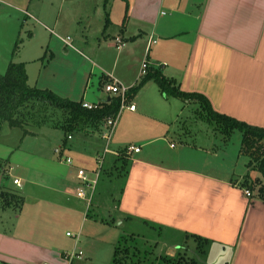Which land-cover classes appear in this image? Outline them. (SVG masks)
Wrapping results in <instances>:
<instances>
[{
	"label": "crops",
	"instance_id": "1",
	"mask_svg": "<svg viewBox=\"0 0 264 264\" xmlns=\"http://www.w3.org/2000/svg\"><path fill=\"white\" fill-rule=\"evenodd\" d=\"M30 4L31 0H0V22L7 24V17H16L18 24L21 19L24 22L30 17ZM102 4L99 0L104 12L103 39L98 38L96 45L85 40L83 32L92 30L85 25L80 28L82 38L75 41L88 47L92 59L79 47L69 49L60 43L64 56L78 57L77 62L63 57L67 66L62 72L68 73L65 78L62 75L61 97L102 106L114 98L105 91V85L117 79L130 90L135 88L145 75L141 69L146 61L148 70L159 69L185 93L201 94L217 113L264 127V0H104ZM11 8L20 11L22 18ZM28 37L32 39L34 33ZM116 37L123 45L118 46ZM46 42L36 44V51L28 48L15 62L24 63L30 86H48L46 81H39L49 46ZM104 54L107 60L103 63ZM127 101L135 105V110L124 108L117 117L107 152L113 165L117 164L114 158L123 160L122 169L126 171L117 205L113 206L120 215L117 218L131 225L146 221L184 236L195 234L210 239L206 264H264V200L244 193L240 177L248 171L247 158L242 161L243 168L235 170L242 156L240 144L231 154V138L210 137L205 145L187 142L188 134L182 132L178 117L187 103L198 100L168 96L151 79ZM30 132L35 137L47 130ZM102 132H98L100 138ZM90 133H80L83 143L93 139L88 138ZM74 138L69 140L70 149L80 146L76 143L81 137L73 144ZM166 141L169 147L162 146ZM129 146H138L139 150L127 153ZM8 153L0 157L13 169ZM56 157L63 164L61 169L46 163L49 169L26 166L36 174L38 184L51 191V207L43 201L38 205L34 213L38 220L35 223L41 226L38 232L14 228L9 233L0 229V262L74 264L75 259L68 262L63 258L70 247H62V240L46 230L49 220H43L55 213L70 222L78 220L75 243L87 221L81 208L83 201L74 196L78 186L74 168ZM20 162L16 167L23 164ZM23 173H14L13 178L22 183L31 179L28 170ZM6 208L10 207H1L0 211ZM22 210L23 205L15 216L21 217ZM84 237L91 238L88 233Z\"/></svg>",
	"mask_w": 264,
	"mask_h": 264
},
{
	"label": "rangeland",
	"instance_id": "2",
	"mask_svg": "<svg viewBox=\"0 0 264 264\" xmlns=\"http://www.w3.org/2000/svg\"><path fill=\"white\" fill-rule=\"evenodd\" d=\"M102 1L104 0H101V4ZM10 10H12L15 15L17 14L20 19L22 18L21 16H23V14L20 11L12 8ZM27 10L30 17L26 18L24 22H21V19L19 22L20 24H18L16 17L14 19H12V17H7V24L0 22V65L3 66L0 68V73L3 74L6 71L9 61L16 62L21 53H24V51L30 47H33L32 50H35L38 46L36 44L46 40L49 46L44 58L45 65L41 71L42 77H40L39 81H46L48 85L46 87L50 86L49 89L51 88L55 94L62 96V75L65 78V74L68 73L62 72V68L67 66L64 64L67 61H65L63 57H69L71 59H73V57H71V54L64 56V54L61 53L62 44L60 43L64 42L68 48L72 46L79 47L83 55L92 59V54L87 50L88 47L82 43L80 44V41L78 42L79 44H76L75 41L82 38L80 37L82 33L80 28L85 25L92 27V30L83 32L85 40L87 39L89 43L96 45V42L99 41L97 40L98 38L103 39L101 36L103 29L102 23L104 21L102 6L99 5V0H31L30 8L27 7ZM100 17L101 20L99 25L97 19H100ZM55 19L56 24L53 25ZM39 21L48 26L51 30L49 31V29L43 28ZM4 26L8 27L3 31L1 28ZM32 32L34 33V37L30 39L28 34ZM111 35L113 34L111 33ZM106 39L108 38L106 37ZM101 43L104 44L103 41H101ZM16 54L17 56L15 57ZM77 59L78 57H76V60H73L77 62ZM102 59L103 63L107 60L106 54L102 55ZM4 60L6 61L5 65H3ZM79 60H82L84 63V59ZM93 75L94 74H92L91 78L94 79ZM84 79H86V77ZM187 105L182 109L180 117H178L179 120L177 121L181 124L180 127L182 132L188 134L186 136V138L189 139L187 142L193 143V145L197 143L205 145L210 137L219 136L226 140L231 138L229 150L231 154L234 153L236 147L241 143V132L237 129H233L232 132H229L228 128L223 123L221 124L211 119L202 101L198 100L194 103H187ZM123 111L122 109L120 113ZM68 120L69 115L66 110L58 106L40 105L36 108L33 117L29 120L27 129L35 133L41 130H47V132L39 133V135L33 137L30 133L23 134L21 128H11L7 123L3 125L0 132V154L9 151L10 162L13 164L14 168L11 169L9 161L0 157L5 162L2 166L3 173L0 178V192L1 190L8 191L10 192L9 194H13L16 198L23 196L24 203L20 215L21 217L15 216L18 210L13 207L0 211V220L2 221L0 229H6L9 233L14 232V228H17V230L26 228L32 229L33 231L36 230V232L40 231L39 229L41 226L40 223H35L37 219L34 213L38 210V205L41 201L46 202L45 206L51 207L49 204L50 198L48 197L51 191L46 189V186H42L41 183L38 184L36 174L33 172L31 173L26 166L34 165L38 169L44 166L46 169H49L46 164L51 166V168H53L55 164L56 168H62L63 164L60 165L58 163L54 149L63 144L62 140L65 139V134L68 130ZM101 129L102 128L99 127V129L96 130L95 126H89L86 131L88 133L91 132V136L88 138L93 137V139H90L86 143H83L85 141L82 140L85 139L80 135V133L84 135V132H78L76 135L73 133V137L75 136L73 144L81 137V141H77L76 143L80 146L70 149V145V148L67 147L65 154L68 155L77 166L89 170L97 168V154H104L103 147L107 142V140L99 136L98 132L102 131ZM22 138L23 140L21 141ZM71 142L72 140L69 144ZM168 142L162 143V146L169 147L170 143ZM178 146L179 143L176 142V148ZM110 148H112L111 145ZM109 157V153L104 154V164L98 177V184L89 210L85 212L84 202L82 206L80 205L82 211L87 214V221L84 225L83 233L80 236V242L78 241L75 243L73 237L66 235V232L72 235L78 232L77 230L79 227H77L78 225L76 226L78 220L70 222V220L62 219L61 216L56 215V213L53 216L51 214L52 217L50 216V218H47V216L43 217L44 221L46 219L49 220L48 225H45L47 226L46 230H48V233H53L58 239L62 240V247H70L65 252L72 251L74 244L76 250L82 251L81 258H76L74 264H112L114 245L118 240L117 237L119 234L127 237L131 231H134L138 236L137 239L139 242L137 249L141 252L138 251L139 254L136 255L138 257L134 256V259H129L130 263L137 261L139 257L143 258L145 254L143 252L144 250H151L152 258H155V256L159 254L173 255L176 248L175 246L178 247L179 245L188 246L189 250L193 251L195 245L194 241L191 239L187 240L186 236L180 232L176 233L163 230L157 226L152 227L145 222H138V224L134 223L135 225H131V223L121 221L120 218H117L120 215L118 216L115 213V207L113 206L117 205L116 202L118 201L119 194L125 181L126 171L122 169V166H124L123 160L114 158L113 160H115L117 164L113 165V161L109 160ZM245 158L249 161L248 157L242 155L235 170L240 171V169L243 168L242 161L245 160ZM20 160L23 164L16 167V164L19 165L21 163ZM172 165L176 164L173 163ZM247 168L248 171L240 177V180L248 187L252 197L255 195L260 198L259 194L261 189H263L264 192V179L257 171L251 170L248 166ZM31 169H33V167ZM27 170L30 173L29 179H31L24 180L25 182L22 183L19 178L14 177L21 182L20 186L15 185L13 182L14 173L22 174V172H24V175ZM4 175L5 177H3ZM32 175L34 176L33 178ZM38 198H40V200L36 201ZM4 204L3 198L0 197V209ZM84 233L90 234L92 240L89 237H84ZM137 249H134V251ZM0 264L5 263L0 262Z\"/></svg>",
	"mask_w": 264,
	"mask_h": 264
},
{
	"label": "trees",
	"instance_id": "3",
	"mask_svg": "<svg viewBox=\"0 0 264 264\" xmlns=\"http://www.w3.org/2000/svg\"><path fill=\"white\" fill-rule=\"evenodd\" d=\"M7 65L6 71L3 74L0 73V132L3 125L7 123L11 128H21L23 134H31L27 126L36 108L40 105L58 106L66 110L69 115V131L67 130L65 139L62 140L63 146L67 150V147L70 148V141L66 139L67 134L86 133L89 126H95L96 130L101 127L103 131L105 119L107 117L114 118L120 108L118 96H114L109 102L96 107V109L85 108L80 100L72 101L55 94L48 88L27 84L26 67L23 62L9 61ZM149 79L155 81L162 93L168 96H177L182 100L195 98L202 101L211 119L223 123L229 132H232L233 129L239 130L242 137L239 154L248 157L247 166L251 170L257 171L264 179V127L251 125L237 118L217 113L212 110L209 101L204 96L195 92L185 93L181 91L176 82L166 78L159 69L148 70L147 68L145 75L139 80L140 82L127 93V99ZM4 163L0 158V178L2 177ZM242 186L249 191L244 183H242ZM9 193L4 190L0 192V197L3 198V203H5L3 207H13L20 211L24 202L23 197L16 198ZM259 195L264 200L263 189H261ZM143 222L147 223L146 221ZM148 225L154 226L152 224ZM185 236L187 240L194 241L193 251H190L188 246L179 245L175 248L173 255L159 254L157 256L153 255L155 258H152V251L144 250L143 258L139 257L137 261L130 263L129 259H134V256L141 252L137 249L138 236L134 231H131L127 237L121 235L114 245L112 264H206V252L212 241L195 234ZM134 249L137 250L134 251Z\"/></svg>",
	"mask_w": 264,
	"mask_h": 264
},
{
	"label": "built area",
	"instance_id": "4",
	"mask_svg": "<svg viewBox=\"0 0 264 264\" xmlns=\"http://www.w3.org/2000/svg\"><path fill=\"white\" fill-rule=\"evenodd\" d=\"M116 43L118 44V46L123 45V43L121 42V39L119 37L115 38ZM148 68V63L146 61L143 62L142 64V69H141V73L144 74L146 73ZM105 91L111 93L114 96H118L119 97V101H120V108L118 110V112L116 113V116L114 118L112 117H107L105 119L104 122V129L102 132V137L107 140L103 151L104 154L107 153L109 151L108 148V144L112 135V132L114 130V127L116 125V119L120 113V111L124 108H127L129 110H135V105L131 104L128 105V101H126L127 99V93L130 90V87L125 85L124 83L120 82L119 80L115 79L112 81V83H108L105 85L104 87ZM83 106L85 108L88 109H96V107H98V105H94V104H90L88 102H84L82 101ZM72 134H67L66 135V139L70 140L72 138ZM66 148L62 145H59L57 148L54 149L55 154L58 156V158L60 159V161H63L64 163L70 165L71 167L74 168V176L75 179L78 181V186L76 187L75 191H74V196L80 200H82L85 204V212L87 210H89L90 206L92 205L93 202V197L95 194V190L98 184V177L100 175L101 172V168L103 166L104 163V154H98L97 155V168L94 170H89V169H85L83 167L77 166L75 165V162L72 161V159L65 154V150ZM138 151L139 147L136 146H129L126 150V152L128 153L129 151ZM13 182L15 185L20 186L21 182H19V180L17 178L13 179ZM246 196H252L250 194V192L246 189L244 191ZM66 235L73 237L74 239L78 240V235L77 234H70L69 232H66ZM82 255V251L81 250H76V248H74L72 251L70 252H64L63 253V258H65L68 262H71L72 260L76 259V258H81ZM39 264H49L48 262H42Z\"/></svg>",
	"mask_w": 264,
	"mask_h": 264
}]
</instances>
